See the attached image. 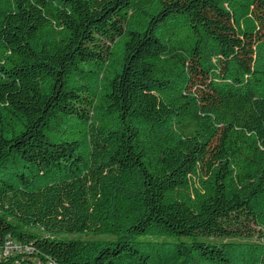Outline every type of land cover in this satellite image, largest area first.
<instances>
[{"label": "trees", "instance_id": "16d2710c", "mask_svg": "<svg viewBox=\"0 0 264 264\" xmlns=\"http://www.w3.org/2000/svg\"><path fill=\"white\" fill-rule=\"evenodd\" d=\"M0 264H264V0H0Z\"/></svg>", "mask_w": 264, "mask_h": 264}, {"label": "built area", "instance_id": "2783aa9c", "mask_svg": "<svg viewBox=\"0 0 264 264\" xmlns=\"http://www.w3.org/2000/svg\"><path fill=\"white\" fill-rule=\"evenodd\" d=\"M22 252V248L19 245H15L14 241L11 242L10 246H4V250H0V261L6 259L7 257L18 254Z\"/></svg>", "mask_w": 264, "mask_h": 264}, {"label": "rangeland", "instance_id": "374dc122", "mask_svg": "<svg viewBox=\"0 0 264 264\" xmlns=\"http://www.w3.org/2000/svg\"><path fill=\"white\" fill-rule=\"evenodd\" d=\"M10 244H11V243H10V242H8V243L6 244V246H10ZM38 264H39V263H38Z\"/></svg>", "mask_w": 264, "mask_h": 264}]
</instances>
